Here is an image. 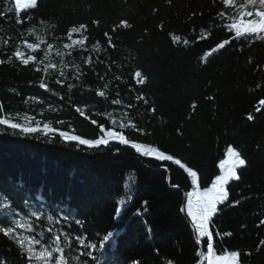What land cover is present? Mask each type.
Segmentation results:
<instances>
[{
    "label": "trees",
    "instance_id": "trees-1",
    "mask_svg": "<svg viewBox=\"0 0 264 264\" xmlns=\"http://www.w3.org/2000/svg\"><path fill=\"white\" fill-rule=\"evenodd\" d=\"M37 3L17 14L14 0H0V118L85 139L112 131L128 144L110 140L89 149L0 125V203L13 211L0 227L23 217L34 227L15 228V235H36L44 247L57 233L63 246L67 233L72 264H197L207 237H198L187 216V193L210 187L232 147L246 165L210 220L212 251H237L235 264H264V39L231 40L225 26L245 0ZM224 39L230 44L205 56ZM18 49L35 59L22 64L12 55ZM49 62L55 67L44 71ZM132 143L179 159L197 173L195 185L179 165L143 156ZM77 236L96 245L94 257ZM20 256L16 241L0 233V259L29 264Z\"/></svg>",
    "mask_w": 264,
    "mask_h": 264
},
{
    "label": "snow or ice",
    "instance_id": "snow-or-ice-1",
    "mask_svg": "<svg viewBox=\"0 0 264 264\" xmlns=\"http://www.w3.org/2000/svg\"><path fill=\"white\" fill-rule=\"evenodd\" d=\"M232 2L233 0H223V4L225 6L231 5ZM15 6L16 12L17 14H19L21 11L22 0H15ZM26 7L28 9L38 7L37 0H26ZM218 15L220 17H224L225 13L221 12ZM93 23L97 22L93 21ZM121 25L124 27L128 26L125 21H121ZM225 26L230 33H234V35L230 38L231 40H239L242 37L244 39H247L249 36H252L254 34L257 39H264V36L259 35L260 33H264V0H245V4L241 6L239 16L233 17L231 22L227 23ZM85 27V25L81 24L79 28H71L69 36H71L72 33H78L81 29H84ZM230 39H224L221 43H217L215 47L211 49V52L205 53V56L211 55V53H215L220 49H224L226 45L230 44ZM73 44H83V40L73 41ZM26 47L28 49L35 50L38 45L35 43H28ZM48 47L51 48L52 45L49 44ZM64 47L65 49H68L71 48L72 45L65 44ZM12 55L19 59L20 62L25 65H27L29 61L35 59L33 55H27V57L24 58L23 53L19 49ZM0 63H3V61H0ZM54 67L55 65L49 62L45 65L44 71H47L49 68ZM61 75H63V73H61ZM135 75L137 78H139L141 76V73L136 72ZM77 78H79V73L77 74ZM39 86L41 88L46 87L44 83H41ZM100 95L103 96L104 93L101 92ZM260 104L261 106H264V100L260 101ZM249 119H252V117L249 116ZM0 125L7 126L8 128H11L13 130L18 129L20 133H23L25 135H31L33 133L41 131L45 134L59 135L65 142H76L79 145L87 146V148L89 149L98 148L101 144L107 145L110 140H116L119 143L128 144V141L123 135H119L112 131H108L106 136L102 135L98 139H85L81 138L78 135L66 134L64 131L51 129L48 124H45L41 129L39 126L33 127L27 123L22 125L14 123L8 118H0ZM101 131L103 132V129ZM131 147L135 149L136 152L141 153L143 156H149L150 154H154V158L156 160L172 161L174 164L179 165L181 169H183L189 176L193 178L192 183L193 185H195V177L197 173L191 168L185 167V165L181 163L179 159H174L173 156L166 155L164 152L152 147H148L141 152V145L138 143H132ZM227 155L231 159L221 162L220 167L222 169V174L215 176V179L212 180L210 187H204L202 192L194 187L193 191L187 193V216L191 217L192 224L195 226V230L198 234V237H207L209 264H212L211 253L213 249L212 236L209 233L210 220L213 217L214 213L217 212V206L223 204L228 199V192L226 191L225 186L230 181L239 179V176L236 172V168L246 165V160L243 159L240 153L235 151L232 147H228ZM225 165H227L226 170ZM19 186L23 187L22 184H20ZM173 187H178V185H173ZM193 196L197 197L195 203H193L192 200ZM36 199L40 202H43V198L40 196H37ZM25 206L27 207V205ZM119 212L120 209L117 208V213ZM137 214H139V212ZM30 215L32 217H35L37 221L44 220L43 212L33 210ZM12 216V209L9 208L6 203H0V220H2L3 217ZM47 221L48 224H51L52 217L48 216ZM262 223H264V221H262ZM33 227L34 226L30 221H25L24 218L21 217L20 219H12L10 221V225L8 226L0 227V233H3L4 236L11 237L13 240L16 241L18 247L21 249L20 259H26L29 264L33 259L40 261L41 264H49L50 261L51 264H72L73 246L67 233L64 234L63 246H61L62 241L60 238V234L57 233L52 238L51 243L47 247L43 246L42 241L38 239L36 235H15V228H26L29 231H32ZM48 231L51 232L52 229H48ZM38 235L42 236L43 232H40ZM111 235L112 232L109 231L107 235L103 236V239L100 241V248L104 247V242L108 241ZM76 239L78 241L79 246L84 247L86 249H92V251L87 252V255L89 257H94L96 245L85 244V240L79 236H77ZM197 242H199V240H197ZM262 243H264V241H262ZM35 246H40V250L37 251ZM237 256V251H231L227 254L226 257H220L218 259H231L233 262H235ZM96 259H98V257H96ZM0 264H7V261L4 259H0ZM167 264H172V261H167Z\"/></svg>",
    "mask_w": 264,
    "mask_h": 264
},
{
    "label": "rangeland",
    "instance_id": "rangeland-1",
    "mask_svg": "<svg viewBox=\"0 0 264 264\" xmlns=\"http://www.w3.org/2000/svg\"><path fill=\"white\" fill-rule=\"evenodd\" d=\"M21 8H26V0H22V6H21ZM228 149V148H227ZM227 149H226V152H225V157H224V159L222 160V161H225V160H230L231 158L230 157H228V155H227ZM145 150V148H143V147H141V151H144ZM221 161V162H222ZM221 162H220V164H221ZM219 167H220V165H219ZM226 168H227V165H225V170H226ZM238 168V167H237ZM237 168H236V170H237ZM220 174H222V169H221V167H220V173H219V175ZM211 186V185H210ZM196 200H197V198H196ZM219 257H214V256H212L211 255V260H212V264H230V261L228 260V259H222V260H220V259H218ZM208 263H209V261H208Z\"/></svg>",
    "mask_w": 264,
    "mask_h": 264
},
{
    "label": "water",
    "instance_id": "water-1",
    "mask_svg": "<svg viewBox=\"0 0 264 264\" xmlns=\"http://www.w3.org/2000/svg\"><path fill=\"white\" fill-rule=\"evenodd\" d=\"M107 135V132L104 134V136H106ZM185 201V196H184V200H183V202Z\"/></svg>",
    "mask_w": 264,
    "mask_h": 264
}]
</instances>
